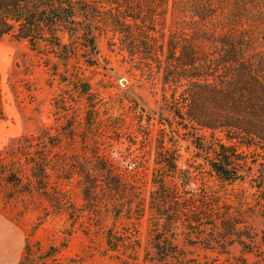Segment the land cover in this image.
<instances>
[{"label":"rangeland","instance_id":"1","mask_svg":"<svg viewBox=\"0 0 264 264\" xmlns=\"http://www.w3.org/2000/svg\"><path fill=\"white\" fill-rule=\"evenodd\" d=\"M206 1L167 0L159 40L235 32L264 51V0H212L204 22ZM103 29L93 66L0 40V264H264V187L213 173L216 137L182 127L160 80ZM164 139L197 212L174 239L182 260L159 262L149 201Z\"/></svg>","mask_w":264,"mask_h":264},{"label":"trees","instance_id":"2","mask_svg":"<svg viewBox=\"0 0 264 264\" xmlns=\"http://www.w3.org/2000/svg\"><path fill=\"white\" fill-rule=\"evenodd\" d=\"M166 2L0 0V40L11 36L37 53L93 66L99 54L97 34L103 27L113 31L121 50L141 62L137 69L160 80L163 97L182 127L216 137L209 147L211 171L224 181L250 178L264 187V51L253 38L235 32L220 37L199 32L190 40L170 33L161 42L158 23ZM206 2L197 12L204 22L217 11L212 0ZM207 42L215 49L207 50ZM165 143L159 144L161 167L152 170L149 201L150 248L159 262L182 260L174 239L184 228L192 230L189 219L197 212V206L182 204L180 168ZM183 218L188 220L183 223Z\"/></svg>","mask_w":264,"mask_h":264}]
</instances>
